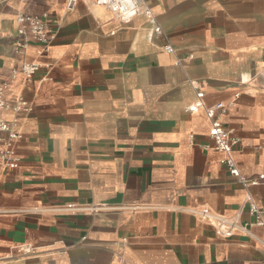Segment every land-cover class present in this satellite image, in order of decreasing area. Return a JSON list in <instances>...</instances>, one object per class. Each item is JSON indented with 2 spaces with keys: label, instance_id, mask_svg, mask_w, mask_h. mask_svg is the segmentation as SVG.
<instances>
[{
  "label": "crops",
  "instance_id": "0c3cea01",
  "mask_svg": "<svg viewBox=\"0 0 264 264\" xmlns=\"http://www.w3.org/2000/svg\"><path fill=\"white\" fill-rule=\"evenodd\" d=\"M143 1L154 19L126 22L91 0H0L2 114L21 135L19 165L0 166V264H264L253 238L220 237L193 212L251 221L248 194L264 209V0ZM23 13L56 21L46 51L29 37L16 51ZM199 100L226 105L256 184L221 162ZM67 204L107 207L51 210ZM131 204L143 208H110Z\"/></svg>",
  "mask_w": 264,
  "mask_h": 264
},
{
  "label": "built area",
  "instance_id": "2783aa9c",
  "mask_svg": "<svg viewBox=\"0 0 264 264\" xmlns=\"http://www.w3.org/2000/svg\"><path fill=\"white\" fill-rule=\"evenodd\" d=\"M94 4L102 5L109 8L114 15L122 21H130L140 14L153 18V11L149 5H146L143 0H91ZM79 3V0H67L66 6L68 10H72ZM19 32L23 35V39L17 44L16 51L21 53L28 45V37L43 45L44 51L53 42L56 34L54 24L56 21L52 20L48 13L41 15L23 13L18 17ZM154 33L162 34V29L159 25H155ZM164 49L169 52H175L174 47L167 43ZM39 65L36 62H24L22 64V72L29 79L38 70ZM6 83L0 86V166L4 169H13L19 165L20 157L15 147V141L21 135L14 128V123L6 120L3 117L2 111L10 107V104L5 99ZM197 96L201 99L204 96L203 92H198ZM203 108L208 119L210 120V136L214 139L217 148L224 153L221 162L225 164L230 172L240 177L245 186L256 184L257 181H249L240 176L239 167L233 157L234 146L238 143V139L232 136L221 120V116L227 112V107L223 102L216 103L213 106H204L199 100L190 106L191 111H198ZM15 109H21L18 104ZM246 201L249 203V212L253 216L251 221H242L239 214L228 216L215 211L208 207L194 209L193 212L200 217L201 220L206 221L212 225L220 237H230L235 233H242L253 238L264 249V209L259 207L253 200L250 194L247 195ZM107 205H59L51 207V210L57 212H94L98 213L106 208ZM112 209H140L143 208L139 204L112 206ZM260 228L261 234L255 233L254 228ZM21 251L26 254H32L34 250L30 246H22Z\"/></svg>",
  "mask_w": 264,
  "mask_h": 264
}]
</instances>
